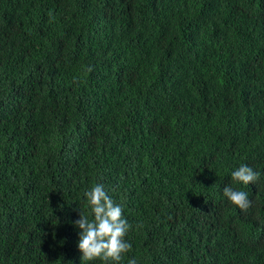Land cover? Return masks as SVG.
Here are the masks:
<instances>
[{"label": "trees", "instance_id": "16d2710c", "mask_svg": "<svg viewBox=\"0 0 264 264\" xmlns=\"http://www.w3.org/2000/svg\"><path fill=\"white\" fill-rule=\"evenodd\" d=\"M97 183L121 264H264V0H0V264H103Z\"/></svg>", "mask_w": 264, "mask_h": 264}, {"label": "clouds", "instance_id": "9594fccd", "mask_svg": "<svg viewBox=\"0 0 264 264\" xmlns=\"http://www.w3.org/2000/svg\"><path fill=\"white\" fill-rule=\"evenodd\" d=\"M83 49L90 48L83 46ZM39 156H44L43 150L35 151L33 159L38 163L41 161ZM231 178L233 182L249 185L259 180L260 173L247 164H241L231 173ZM223 194L243 212L252 207L253 202L246 191L235 190L231 185H226ZM85 196L93 218L89 219L81 210L80 218L74 222L80 229L78 249L82 253L81 260L121 264L124 256L132 251V244L126 239L132 225L123 215L122 206L107 194L102 183L94 184L85 192ZM128 264H137V261L130 258Z\"/></svg>", "mask_w": 264, "mask_h": 264}]
</instances>
